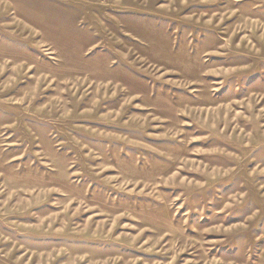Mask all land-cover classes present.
Listing matches in <instances>:
<instances>
[{
    "label": "rangeland",
    "instance_id": "374dc122",
    "mask_svg": "<svg viewBox=\"0 0 264 264\" xmlns=\"http://www.w3.org/2000/svg\"><path fill=\"white\" fill-rule=\"evenodd\" d=\"M0 264H264V0H0Z\"/></svg>",
    "mask_w": 264,
    "mask_h": 264
}]
</instances>
